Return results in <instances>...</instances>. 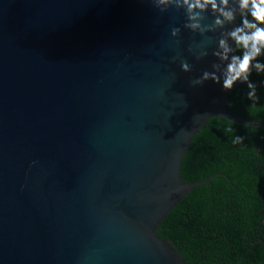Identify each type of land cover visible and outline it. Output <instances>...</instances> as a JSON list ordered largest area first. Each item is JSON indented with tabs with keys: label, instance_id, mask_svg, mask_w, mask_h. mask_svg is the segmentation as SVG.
<instances>
[{
	"label": "water",
	"instance_id": "1",
	"mask_svg": "<svg viewBox=\"0 0 264 264\" xmlns=\"http://www.w3.org/2000/svg\"><path fill=\"white\" fill-rule=\"evenodd\" d=\"M184 23L0 0V264H264V73L192 86L220 30Z\"/></svg>",
	"mask_w": 264,
	"mask_h": 264
},
{
	"label": "clouds",
	"instance_id": "2",
	"mask_svg": "<svg viewBox=\"0 0 264 264\" xmlns=\"http://www.w3.org/2000/svg\"><path fill=\"white\" fill-rule=\"evenodd\" d=\"M143 2V0H142ZM160 13L170 9L183 11L185 23L183 27L193 33L205 36L220 30L217 47L212 52L215 57L211 71L193 79L192 86H203L212 81L221 84L225 91H231L237 82L247 85V98L257 101V86L251 82L253 72L264 73V0H146ZM208 15L212 22L205 23ZM239 17V23H236ZM231 26V27H229ZM181 29L173 27L171 35L176 38ZM191 51V49H189ZM208 56V52L200 51L197 58ZM184 73L192 71L187 61L181 62ZM231 131V129H228ZM243 137L236 136L234 143H243Z\"/></svg>",
	"mask_w": 264,
	"mask_h": 264
}]
</instances>
